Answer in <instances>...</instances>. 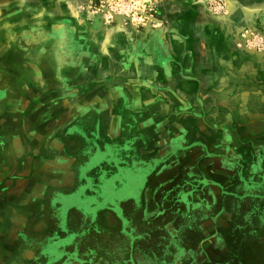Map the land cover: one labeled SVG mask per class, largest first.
I'll use <instances>...</instances> for the list:
<instances>
[{"label":"rangeland","instance_id":"374dc122","mask_svg":"<svg viewBox=\"0 0 264 264\" xmlns=\"http://www.w3.org/2000/svg\"><path fill=\"white\" fill-rule=\"evenodd\" d=\"M146 1L0 0V84H6L0 96V114L9 110L8 102H15L11 129L0 134L13 141L25 139L21 129L34 115L32 107L23 104L24 98L30 103L40 97L43 103L35 106L47 113V107L78 94L89 96L94 88L97 96L102 94L105 89L100 84L73 85L82 76L95 72L85 59L93 47L90 38L98 33L105 37L114 27L133 33L148 21L160 23L147 16L151 12L145 7ZM197 6L209 16L213 28H225V42L240 58L235 64L226 59L223 70L241 80L233 86L237 91L250 90L242 93L245 98L239 100L241 108H246L248 122L232 127L225 114L224 125L210 131V145L205 141L198 144L192 139V117L180 114L188 105L201 107L199 99L191 103L179 94L185 86L186 96H197L195 87L183 83L161 88L168 96L162 95L161 101L165 106L171 102L169 106L180 110V115H171V122L167 119L168 124L161 126L164 130H156L152 114L130 111L141 108L140 91L152 90V84H130L123 90L120 84H113L112 104L115 111L123 108L129 114L124 116L129 123L112 135L104 136L98 127L93 131L100 146L106 137L112 157L106 161L97 158L96 164H82L80 189L84 206L96 203L100 208L111 204L106 211L122 223V235L118 228L103 232L101 241L97 238V242L76 246L78 251L65 264H100L102 259L109 264H264V0H199ZM39 32L45 34L40 44L20 46L26 34ZM80 62L83 64L77 66ZM52 80L59 84L52 87ZM219 85L227 87L226 82ZM29 94L38 98L30 99ZM59 117L49 112L36 116L35 121L50 126L52 119L59 122ZM79 117L66 122L61 137L72 133ZM174 120L177 131L171 127ZM142 122L145 126L136 128ZM177 136L179 145L170 148ZM188 147L201 149L192 169L185 155ZM102 168H107V179H103ZM193 169L195 174L190 173ZM89 171L98 174L93 187L97 197L93 194L90 198L87 192L92 187L85 175ZM104 212L98 209L99 219L110 218ZM138 222H158L160 230L146 227L143 233L140 226L137 231ZM105 238L112 240V250L102 242ZM87 252L89 255L84 257Z\"/></svg>","mask_w":264,"mask_h":264},{"label":"crops","instance_id":"0c3cea01","mask_svg":"<svg viewBox=\"0 0 264 264\" xmlns=\"http://www.w3.org/2000/svg\"><path fill=\"white\" fill-rule=\"evenodd\" d=\"M198 2L148 0L145 7L151 13L147 12V16L154 17L160 23L150 24L148 21L145 26L137 28L140 31L133 33L114 27L105 37L99 33L92 36L89 43L93 47L85 59L95 72H85L87 76H82L72 84L78 87L84 83L89 86L100 84L105 91L99 96L94 88L89 91V96L78 94L71 100L66 98L53 107H47V113L35 106L37 102L40 105V97L35 96L39 101L30 100V103L28 98H24L23 104H29L34 115L21 129L25 139L13 141L0 134V264H65L66 259L73 258L80 244L97 242L103 232L118 228L122 235V223L113 217V213L106 211L112 208L111 204L105 203L100 207L110 218L99 219L100 208L96 203L84 206L80 189L83 183L81 165L86 166L90 162L96 164L97 158L106 161L112 157V152L107 151L106 137L100 146L93 131L98 127L104 136L112 135L115 130L123 129L129 123L124 120V116L129 114H125L127 112L123 108L115 111L112 104L113 84H120L122 90L125 86L129 89L130 84H152V90L140 91L141 108L126 109L137 115L152 114L156 130H164L161 126L171 122V115H190L194 127L192 139H196L198 144L205 141L210 145V131H217L224 125L225 114L229 116L228 124L232 127H236V123L248 122L246 108H241L239 100L245 98L241 96L242 93H250V90L237 91L233 86L241 80L223 70L226 59L235 64L240 58H237L236 50L226 44L225 28H213L209 16L198 10ZM82 64L80 62L77 66ZM222 82H226L227 87L233 90L221 88L219 84ZM183 83L195 87L198 94L186 96L185 86L179 94L188 97L191 103L199 99L201 107L192 108L188 105L180 113L176 107L169 106L171 102L165 106L166 103L161 101L162 95L166 94L161 88ZM58 84L56 80L50 81L52 87ZM29 95L30 99L35 98ZM46 98L44 96V100ZM155 99L159 101L151 105ZM252 99L256 102V97ZM14 105L15 102H8L9 110L0 114V133L11 129ZM49 112L61 116L60 121L52 119L50 126H42V123L35 121L36 116ZM77 116L81 118L74 125L72 133L61 137L60 132L66 122ZM134 123L131 121V124ZM137 126L140 129L145 125L142 122L140 127ZM176 126L177 120L172 121L171 127L176 130ZM57 129H60L59 132ZM114 135L116 138L117 133ZM178 139L177 136L169 147L176 149ZM187 150V165L192 169L194 166L191 165L198 160L201 149L188 147ZM194 169L190 171L191 174L196 173ZM100 171L104 172V177H100L107 179V168ZM85 175L92 185L87 191L90 198L93 194L97 197L96 189L93 188L99 180L97 172L89 171ZM126 209L130 211V207ZM140 226L143 233L146 227H151L152 231L160 230L158 222H138L137 231L141 229ZM111 241L105 238L102 242L112 250L114 246ZM87 253L83 256L87 257ZM100 264L109 263L102 259Z\"/></svg>","mask_w":264,"mask_h":264},{"label":"flooded vegetation","instance_id":"af4514ba","mask_svg":"<svg viewBox=\"0 0 264 264\" xmlns=\"http://www.w3.org/2000/svg\"><path fill=\"white\" fill-rule=\"evenodd\" d=\"M44 33H42V32H39V33H36V34H26L25 35V41H22L21 43H20V46H22V47H24V48H28V46L30 45V44H34V45H38V44H40L39 42L43 39V37H44ZM58 37V36H57ZM68 41V40H67ZM24 42V43H23ZM32 46V45H31ZM51 50V49H50ZM60 50H62V49H60ZM6 84L5 83H2V84H0V96L2 95V94H4L5 92H4V90L6 89V86H5Z\"/></svg>","mask_w":264,"mask_h":264},{"label":"water","instance_id":"95a60500","mask_svg":"<svg viewBox=\"0 0 264 264\" xmlns=\"http://www.w3.org/2000/svg\"><path fill=\"white\" fill-rule=\"evenodd\" d=\"M20 142V141H19Z\"/></svg>","mask_w":264,"mask_h":264}]
</instances>
